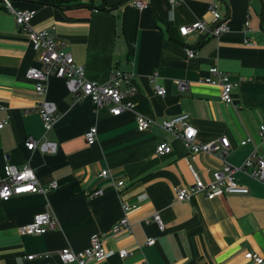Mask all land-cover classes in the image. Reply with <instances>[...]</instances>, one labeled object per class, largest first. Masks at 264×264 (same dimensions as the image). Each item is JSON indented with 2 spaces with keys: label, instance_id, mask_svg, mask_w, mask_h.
Segmentation results:
<instances>
[{
  "label": "crops",
  "instance_id": "1",
  "mask_svg": "<svg viewBox=\"0 0 264 264\" xmlns=\"http://www.w3.org/2000/svg\"><path fill=\"white\" fill-rule=\"evenodd\" d=\"M134 1L148 7L139 12ZM12 6L35 10L31 26L49 28L75 64L84 67L88 80L105 83L113 68L132 71L135 112L151 125L138 132L134 113L112 116L88 99L76 102L64 81L51 77L45 99L56 106L58 119L45 133L34 110L41 99L25 78L29 68L39 66L37 53L0 4V122L7 121L0 129V180L5 166L28 165L42 187L59 184L44 194L0 200V264H62L59 250L79 252L93 236L113 253L87 264H256L245 258L248 252L264 260V185L239 172L236 181L248 189L245 195L221 193L207 200L199 193L190 201H176V189L194 182L189 166L207 183L222 161L212 154H191L159 127L185 113L197 130L196 143L228 138L231 166H241L253 151L264 157V140L257 137L264 124V0H220L221 16L230 21L219 39L208 33L181 38L177 32L197 20L211 29L208 0H180L173 7L168 0H12ZM246 20L250 31L244 34ZM187 49L196 55L188 58ZM212 66L237 83L232 105L221 102L218 87L199 82ZM179 83L187 88L181 91ZM156 85L163 87V96L155 94ZM92 126L97 138L88 146L84 134ZM247 137L251 142L240 145ZM28 139L53 142L57 151H29ZM161 142L170 146L168 154L155 153ZM104 169L123 186L117 189L100 177ZM99 189L100 195H91ZM124 203L132 207L130 231L113 234ZM45 210L55 215V230L19 233ZM156 212L163 232L151 220ZM148 238L155 243L146 245ZM122 249L128 251L125 258L118 256ZM29 255L35 258L27 260Z\"/></svg>",
  "mask_w": 264,
  "mask_h": 264
},
{
  "label": "built area",
  "instance_id": "2",
  "mask_svg": "<svg viewBox=\"0 0 264 264\" xmlns=\"http://www.w3.org/2000/svg\"><path fill=\"white\" fill-rule=\"evenodd\" d=\"M219 1L208 0L207 12L210 17L209 23L212 26L211 29H208L206 21L197 20L188 25L180 26L177 30L178 35L184 38L192 33H208L211 37L219 39L223 34L227 33L230 20L221 16ZM168 2L173 7L178 5L180 0H168ZM0 4L13 16L17 28L27 35L33 50L37 53L39 66L29 68L25 74V78L34 83V93L41 99L34 107V110L42 120L45 133L54 128L58 119L56 106L45 99L46 85L51 77L63 80L67 91L76 102L88 99L96 109L106 108L112 116H118L123 112H132L136 116L138 132H143L150 127L151 122L135 112V106L131 100L137 91L134 73L132 71H122L118 68H113L105 83L99 84L88 80L85 76L84 67L75 64L71 54L64 50L63 44L57 41L49 28L35 29L31 26L30 23L36 15L35 10H16L12 6V0H0ZM132 5L139 12H142L148 7V3L143 1H134ZM249 31V22L246 20L243 25V33L247 34ZM244 43L247 46L252 45V42L248 38H244ZM186 54L188 58H193L196 55L193 49H187ZM208 73L209 76L199 82L218 87L221 102L227 106L232 105L234 102L233 90L236 88L237 83L232 82L229 75L217 66L210 67ZM178 87L182 91L187 88V84L179 83ZM155 94L163 96V87L156 85ZM6 123V120L0 122V129ZM159 127L165 132L179 138L191 154H212L218 156L222 161L221 168L212 172L211 179L207 183L201 181L193 168L189 166V171L192 174L194 182L190 187L176 189V201H190L199 193H203L207 200H212L216 195L221 193L245 195L248 189L236 181L235 175L239 172L264 185V157L259 156L256 151L251 152L241 166L235 167L227 162V156L230 150L228 138L221 136L212 142L196 143L197 130L191 125L188 114L183 113L174 118L163 120ZM257 137L261 141L264 140V124L258 127ZM96 138L97 128L92 126L84 134L85 143L91 146L95 144ZM250 142L251 138L247 137L240 142V145H246ZM25 148L29 151L38 148L40 151L48 154H55L57 151L56 144L46 140L36 141L28 139L25 142ZM170 150V146L166 142H161L156 146L155 153L165 155ZM99 176L110 179L111 184L117 189L123 186V181L114 180L106 169L101 170ZM58 187L59 184L56 181L51 182L45 188L42 187L33 170L28 165L21 167L8 165L4 167V177L0 180V200L7 201L13 196L25 194H44L51 190H56ZM101 193L102 190L99 189L91 195L98 196ZM131 209L132 207L127 203L122 205L123 216L112 228L113 234L123 230L130 231L128 214ZM151 220L159 231L163 232L165 230L159 213H154L151 216ZM57 225L55 215L50 210H45L44 212L36 214L30 223L22 226L18 231L22 235H44L49 231L55 230ZM154 243L155 238H148L146 241V245L148 246ZM112 253V251L107 250L103 246L101 238L93 236L87 248L79 252H74L69 248H63L57 252V257L62 264H87L89 260L102 261ZM127 255L128 251L125 249L119 250L118 252L119 258H125ZM34 258L35 256L33 255L26 257L27 260H33ZM245 258L256 264H264V260L255 253H246Z\"/></svg>",
  "mask_w": 264,
  "mask_h": 264
}]
</instances>
